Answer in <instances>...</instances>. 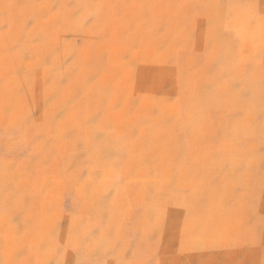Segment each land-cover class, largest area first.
<instances>
[{"label":"rangeland","instance_id":"rangeland-1","mask_svg":"<svg viewBox=\"0 0 264 264\" xmlns=\"http://www.w3.org/2000/svg\"><path fill=\"white\" fill-rule=\"evenodd\" d=\"M0 264H264V0H0Z\"/></svg>","mask_w":264,"mask_h":264}]
</instances>
